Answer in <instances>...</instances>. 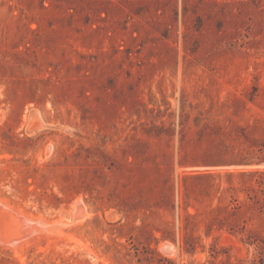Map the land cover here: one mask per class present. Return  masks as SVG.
<instances>
[{
	"label": "rangeland",
	"instance_id": "1",
	"mask_svg": "<svg viewBox=\"0 0 264 264\" xmlns=\"http://www.w3.org/2000/svg\"><path fill=\"white\" fill-rule=\"evenodd\" d=\"M254 125L264 0H0V264H264L177 190Z\"/></svg>",
	"mask_w": 264,
	"mask_h": 264
},
{
	"label": "trees",
	"instance_id": "2",
	"mask_svg": "<svg viewBox=\"0 0 264 264\" xmlns=\"http://www.w3.org/2000/svg\"><path fill=\"white\" fill-rule=\"evenodd\" d=\"M242 135L247 142L242 162L251 166L223 173L185 172L177 186L179 206L184 207L185 218L189 219L194 215L188 211V207L193 206L189 194L211 199L217 197L218 203L211 210L212 221L218 224V228L226 227L234 233L246 234L243 240L256 244L261 250V261H264V127L254 125L250 130L243 128ZM171 202L175 208L174 198ZM210 224L206 227L207 232L211 230ZM187 227L179 225L184 233L185 249L192 252L195 250V236L188 234ZM162 238L175 241L173 234L163 233Z\"/></svg>",
	"mask_w": 264,
	"mask_h": 264
},
{
	"label": "bare ground",
	"instance_id": "3",
	"mask_svg": "<svg viewBox=\"0 0 264 264\" xmlns=\"http://www.w3.org/2000/svg\"><path fill=\"white\" fill-rule=\"evenodd\" d=\"M79 202H80V199H78V201H77V204H79ZM82 212H80V214H81ZM86 215V214H85ZM83 216H84V214L81 216L82 218H83ZM42 217V216H41ZM79 217V216H78ZM38 218V217H37ZM40 218V217H39ZM43 218V217H42ZM26 221H29L28 219H25ZM61 220V219H60ZM58 223V229L60 230V231H62L63 232V230H62V228L64 227V226H66V225H68V223H66V222H64V221H59V222H57ZM43 223H41V225H42ZM47 229V228H46ZM45 229V230H46ZM51 229V228H50ZM50 229H49V231H50ZM47 231V230H46ZM58 232V231H57ZM61 233V232H60ZM33 235V234H32ZM25 239V238H24ZM29 239V238H28ZM23 240V239H22ZM8 242H11V243H8V245H10V246H14V248H15V246H17V245H19V244H17L15 241H8ZM0 243H1V239H0ZM4 243V242H3ZM3 243H1V244H3ZM5 243H7V242H5ZM4 243V244H5ZM7 245V246H8ZM20 246V245H19ZM6 247V246H5Z\"/></svg>",
	"mask_w": 264,
	"mask_h": 264
},
{
	"label": "water",
	"instance_id": "4",
	"mask_svg": "<svg viewBox=\"0 0 264 264\" xmlns=\"http://www.w3.org/2000/svg\"><path fill=\"white\" fill-rule=\"evenodd\" d=\"M8 212H9V210H8L7 205H6L5 203H3L2 201H0V216H1L2 214L5 215V214H7ZM76 219H78V216L74 218V220H76ZM164 248H165L166 250H168V249H171V246H170L169 244H165Z\"/></svg>",
	"mask_w": 264,
	"mask_h": 264
}]
</instances>
